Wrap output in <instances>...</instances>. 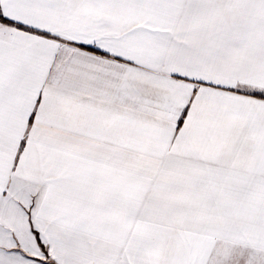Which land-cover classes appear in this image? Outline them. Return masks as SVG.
I'll use <instances>...</instances> for the list:
<instances>
[{
    "label": "snow or ice",
    "instance_id": "snow-or-ice-1",
    "mask_svg": "<svg viewBox=\"0 0 264 264\" xmlns=\"http://www.w3.org/2000/svg\"><path fill=\"white\" fill-rule=\"evenodd\" d=\"M0 264H264V0H0Z\"/></svg>",
    "mask_w": 264,
    "mask_h": 264
}]
</instances>
